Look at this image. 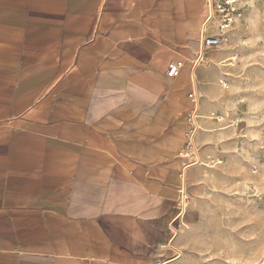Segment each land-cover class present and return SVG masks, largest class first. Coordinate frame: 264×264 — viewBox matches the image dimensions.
<instances>
[{
  "label": "crops",
  "instance_id": "crops-1",
  "mask_svg": "<svg viewBox=\"0 0 264 264\" xmlns=\"http://www.w3.org/2000/svg\"><path fill=\"white\" fill-rule=\"evenodd\" d=\"M206 17V0H0V264H161L194 166L188 94L201 117L216 90L210 51L195 65Z\"/></svg>",
  "mask_w": 264,
  "mask_h": 264
},
{
  "label": "rangeland",
  "instance_id": "rangeland-1",
  "mask_svg": "<svg viewBox=\"0 0 264 264\" xmlns=\"http://www.w3.org/2000/svg\"><path fill=\"white\" fill-rule=\"evenodd\" d=\"M210 54L216 90L208 88L209 110L199 131L209 136L197 145L200 163L190 151L194 166L185 175L188 206L173 222V242L164 247L161 264H261L264 0H250L227 41Z\"/></svg>",
  "mask_w": 264,
  "mask_h": 264
},
{
  "label": "built area",
  "instance_id": "built-area-1",
  "mask_svg": "<svg viewBox=\"0 0 264 264\" xmlns=\"http://www.w3.org/2000/svg\"><path fill=\"white\" fill-rule=\"evenodd\" d=\"M250 0H206L207 17L202 25L200 36V54L195 65L203 61L204 53L218 48L222 43L227 41V36L233 31L236 24L241 20L247 4ZM182 63H170L168 65L166 75L169 78L178 77L182 68ZM223 88L226 84L220 83ZM188 98L192 103V109L187 114V123L189 126L187 137V148L192 151L196 163L199 160L196 147L193 146V141L196 134L201 131L200 115H199V97L195 91L188 94ZM216 122H221V118H214ZM191 148V149H190ZM188 206V196L185 191V182L179 189L178 197V213L177 217H183ZM175 219V220H176ZM174 220V221H175ZM172 232L173 223H172Z\"/></svg>",
  "mask_w": 264,
  "mask_h": 264
},
{
  "label": "bare ground",
  "instance_id": "bare-ground-1",
  "mask_svg": "<svg viewBox=\"0 0 264 264\" xmlns=\"http://www.w3.org/2000/svg\"><path fill=\"white\" fill-rule=\"evenodd\" d=\"M193 79H194V81H195V83H196V81H197V76H196V74H194V76H193ZM202 107V106H201ZM203 107H204V105H203ZM204 110V109H203ZM202 112V111H201ZM204 113V112H203ZM200 115V114H199ZM202 117H204V116H202ZM202 119V118H201ZM201 121V120H200ZM202 125V124H201ZM197 144H196V142H195V139H194V141H193V146L195 147ZM195 150H196V148H195ZM200 158H199V160H197V162H199L200 163ZM185 181H186V178H185ZM185 185H186V183H185ZM173 242V241H172ZM170 246V245H169ZM261 264H264V259H263V261H262V263Z\"/></svg>",
  "mask_w": 264,
  "mask_h": 264
}]
</instances>
